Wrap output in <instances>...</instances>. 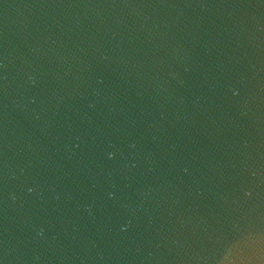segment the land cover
Segmentation results:
<instances>
[{
    "label": "water",
    "instance_id": "obj_1",
    "mask_svg": "<svg viewBox=\"0 0 264 264\" xmlns=\"http://www.w3.org/2000/svg\"><path fill=\"white\" fill-rule=\"evenodd\" d=\"M0 264H264V0H0Z\"/></svg>",
    "mask_w": 264,
    "mask_h": 264
}]
</instances>
